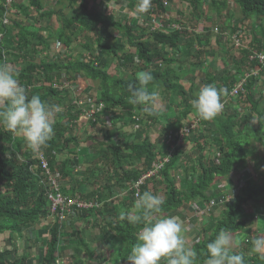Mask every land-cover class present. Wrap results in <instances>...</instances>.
Wrapping results in <instances>:
<instances>
[{"label": "trees", "instance_id": "trees-1", "mask_svg": "<svg viewBox=\"0 0 264 264\" xmlns=\"http://www.w3.org/2000/svg\"><path fill=\"white\" fill-rule=\"evenodd\" d=\"M175 1L188 5L193 20L200 19L203 14L201 9L208 4L213 7L215 15L223 17L225 12L230 11L229 3L234 2L239 7L240 20H256V29L260 34L255 35L247 48L234 45V50L223 43L225 36H219L221 40L214 49L226 52V56L233 59V68L209 71L200 78L199 69L206 65L207 57L213 56L214 51L207 49L210 45L208 38L196 35L197 30L194 32L192 26L191 31H169L168 25L177 23L176 17L180 14H171ZM56 3L64 5L60 0ZM65 3L73 12L69 18L63 9L46 8L43 0H15L13 9L16 12L10 24L0 22V62L8 63L16 71L29 97L39 95L42 100L61 108L53 117L54 135L39 153L28 150L19 134L0 128V235L7 234L9 245V248L0 251V264H57L64 255L74 258L67 264H86L97 258L95 248L98 245L101 247L98 239L105 240L107 244L111 236L119 238L123 246L110 261L106 260V264L127 263L140 227L120 218L122 212L134 209L136 198L129 187L151 169L156 159L165 158L170 153L169 163L160 174L144 183L141 193L151 191L159 195L160 188L165 187L166 191L161 195L164 200L162 215H175L183 222L193 212L208 207L209 212L202 215L205 220L203 228L188 242L200 253L199 264L204 259L202 250L220 229L230 231L234 241L233 251L244 255L246 264H264L261 254L252 251L248 255L235 248L237 236L253 228L258 214L264 209V171L260 180L246 177L244 172L243 177L238 171L261 160L255 144L263 150L264 162V67L257 59H251L254 51H264V0H151L149 10L139 16L138 0H130L127 5L129 13L119 18L108 12V6L99 10L105 0L104 3L100 0H65ZM33 7L36 12V16L32 15L34 18L29 15ZM6 12V7L0 3V18ZM157 13L168 17L163 30H151V26L146 25ZM143 16L145 21L142 22ZM54 17L62 23V30H56L55 37V31L51 30H55L56 26L51 22ZM202 29L210 30L204 26ZM216 30L221 35L226 34L219 27ZM232 30L237 35L244 31L241 26H234ZM84 32L92 34L93 39L81 43L79 37ZM51 38H56L59 49L56 53H53ZM196 39L198 49L194 45ZM234 40L236 42V38ZM124 41L130 44L127 52L124 51ZM180 46L184 47L183 51ZM79 48L88 51L92 57L79 52ZM188 62L190 66L186 69ZM257 66L260 67L259 74L248 79L244 87L246 93L231 95L235 84ZM113 68L128 71L129 76H118ZM140 71L152 72L154 80L148 86L149 90H159L166 95L165 100L171 98V104L175 105L172 107L179 112L173 118L163 116L166 124L161 125L162 128L157 127L160 124L159 113L153 110V106L130 101L129 85L138 83L136 75ZM81 77L97 82L98 88L94 93L88 87L78 91L80 95H77L78 87L74 79ZM186 77L193 81L188 87L183 84ZM66 82L68 85H65ZM207 84L227 89V95L222 98L225 103L223 111L210 121L200 119L191 105L199 89ZM91 99L95 102L89 103ZM76 101L84 103L81 108L75 104ZM99 103L105 108L102 113L92 116L94 121L90 122V126L96 133L94 136L87 135L91 143L84 146L87 152H92L94 147L95 155L92 153L89 162H93L94 166L83 170L82 178L76 184L74 175L82 166L77 156L81 147L78 131L86 129L78 123L81 109L90 111L92 105ZM196 117L201 124L189 134L186 143L172 151L167 143L168 133H177L190 126ZM123 118L128 119V128L118 134L123 124L115 121ZM111 125L113 131L107 130ZM158 129L162 133L157 143L153 144L151 137ZM176 143L175 139L172 145ZM187 144L188 150H197L194 157L185 153ZM212 151L214 157H211ZM40 156L47 159L53 174H59L63 195L76 197L79 194V199L94 201L100 207L75 209L72 217L61 223L50 212L51 187ZM104 169L108 176L103 175L100 179ZM180 169L185 171V177L178 183L176 175ZM98 172V175L94 174ZM242 179L244 186H241ZM124 189L127 194L121 199L119 193ZM230 190V201L224 202ZM50 217L54 221L46 225ZM194 220L192 224L198 219ZM91 223L100 228L99 234L90 236ZM68 225L71 233L65 231ZM39 231L40 236L49 235L45 240L41 236L39 261L25 253L19 257L13 239L30 232L35 234L36 240ZM253 233L256 236V231ZM89 236L91 241H88Z\"/></svg>", "mask_w": 264, "mask_h": 264}, {"label": "clouds", "instance_id": "clouds-1", "mask_svg": "<svg viewBox=\"0 0 264 264\" xmlns=\"http://www.w3.org/2000/svg\"><path fill=\"white\" fill-rule=\"evenodd\" d=\"M150 6L151 0H138L137 15L146 13ZM136 79V85H129L130 101L155 106L157 93L148 88L154 80L152 72L140 71ZM225 95L227 89L207 84L199 89L191 105L200 119L210 121L223 111ZM0 106V128L19 134L32 153H39L47 146L54 135L53 117L61 108L39 95L29 97L18 74L6 62H0ZM136 196L134 209L122 212L120 217L140 226L136 243L127 256L128 264H199L200 253L189 245L188 229L181 218L162 215L161 196L151 191L137 192ZM251 243L253 252H264V237ZM233 245L230 231L220 229L202 250V264H246L244 255L235 253Z\"/></svg>", "mask_w": 264, "mask_h": 264}, {"label": "rangeland", "instance_id": "rangeland-1", "mask_svg": "<svg viewBox=\"0 0 264 264\" xmlns=\"http://www.w3.org/2000/svg\"><path fill=\"white\" fill-rule=\"evenodd\" d=\"M58 0H43V4L46 6V8H54L55 10H60V9H63L64 11V14L66 17H71V15L73 14V12H71V10L68 9L66 3H65V0H60L62 2V4L64 5H57V2ZM92 1V0H90ZM129 2L130 0H112L110 1V8L108 10V12H111L113 13L114 15H116L118 18L122 15V14H128L129 13V9L127 7V5H129ZM230 5V11L229 13L225 12L224 16L223 17H220V16H217L215 15V13H213L212 9L213 7H211L209 4L207 6H203L204 8L201 9V11L203 12V14H201L200 16V19H196V20H193V16L191 15V10L189 9L188 5L187 4H183L181 2H178V1H175L173 3V5L171 6V9H172V16H175L177 15V13H180L179 15H177L176 17V20H177V23H180L182 25H184L185 27L188 28V30H191L192 27H194V32H196L197 30V34L196 35H204L203 39H206L208 38L207 40L209 41L210 45L209 47H207V49H211L209 51L212 52V50L214 51V54L213 56H208L207 59H206V65H204L203 68H201V70L199 69V75L200 78H203L209 71H216V70H221L222 68H228V69H231L233 68V59L231 57H229L228 55L226 56V52L224 53L221 49H214V48H217L218 47V41L220 39L219 36H225V40L224 38L222 39L223 43L230 49H233L234 50V45H237V46H240V45H243L245 46L246 48L248 47V45L250 43L253 42V40L255 39V35L256 37L259 36L260 33L257 32V29H256V20L254 21H251V20H245V21H242L240 20L241 19V15H240V10H239V7L234 3H229ZM59 6V7H58ZM103 8L100 6L99 7V10H102ZM204 9V11H203ZM112 10V11H111ZM132 11V10H131ZM29 15L34 18L32 15L36 16V12H35V9L34 7L32 9H30V13ZM134 15V14H132ZM202 17V18H201ZM257 19V18H255ZM190 20L194 23H191ZM258 20V19H257ZM53 24H56L55 26V30L54 29H51L52 31H55L54 32V37L56 36V33L57 31L59 32L60 30H62V23L58 20H56V17H54L51 21ZM212 23H215L214 24V28L211 27ZM194 24V25H193ZM260 25L262 23H259ZM30 26V25H29ZM192 26V27H191ZM205 27V28H209L210 30L208 29H202V27ZM220 28V31H222L225 35H221L217 32L216 28L217 27ZM234 26H241L242 30L244 31H240L241 33H239L237 35L236 32H233V28ZM245 28V29H244ZM57 30V31H56ZM232 30V31H231ZM115 34H117V32L113 31ZM238 32V30H237ZM119 36H120V33H119ZM261 37V36H260ZM236 38V42H235V39ZM52 39V38H51ZM88 39H93V35L92 34H89V33H86L84 32L80 37H79V41L81 43H85ZM238 39H239V42H238ZM221 40V39H220ZM205 41V40H204ZM52 47H53V53H56L59 51V49L56 47L57 46V43H56V38H53L52 39ZM124 51L127 52L129 51L130 49V44L128 43V41H124ZM198 44L197 43V39L196 41L194 42V45L195 47L198 49ZM180 50L183 51L184 50V47L180 46ZM97 51V49H96ZM79 52H83V54L85 53L86 56L88 57H92L91 54L88 53V51H86L85 49H82V48H79ZM89 54V55H88ZM190 62V60H189ZM189 62L186 64V69L189 68ZM116 64V63H114ZM113 64V65H114ZM21 65V64H20ZM114 69V68H113ZM115 70V74L118 75V76H121V77H128L129 76V72L127 71H122L121 69H114ZM111 72H114V71H111ZM191 72H189L190 74ZM189 76V75H188ZM75 81V84L76 86L78 87V91H82V90H87V88L89 87L90 90L94 93L96 91V88H98V85L96 84L97 82H91L85 78H78V79H74ZM192 80L190 77H186L184 78L183 80V84L185 86H190L192 84ZM68 85V83H67ZM157 93V103L155 106H153V110L157 111L159 113V125L157 126L158 128H162V126H165L166 122L163 120V116H167L169 115V118H173L175 117V115H178L179 112L176 111V108H173L175 107L174 104H171V98L168 99V100H165L167 99L163 93L159 92V90L155 91ZM77 95H80V92L77 93ZM76 95V96H77ZM173 106V107H172ZM138 112V111H137ZM102 113V111L100 112ZM99 113V114H100ZM197 114V113H196ZM196 119H199V118H196ZM195 119V122L192 123L193 124V127H195L196 125L198 124H201L199 123L197 120ZM200 120V119H199ZM91 121H94V120H91V119H88L87 117H82L80 116L78 122L80 124H82V127L83 128H86L84 132H80L81 129L78 131V135H79V139H80V148L78 149V155L79 156V160H81V170H79L77 172V174H75V177H76V184L81 180V173L84 172L83 170H86V168L88 167H93L94 166V163L90 162L91 158H92V153H94L95 155V151H94V147L91 148L92 152L89 151H85L86 147H84L86 144H90L91 141H88L87 140V135L90 134V135H95L96 133V130H94V128L92 126H90V122ZM189 121V120H188ZM117 123H122L123 124V128H121V130L118 132V134H121L122 132H124L127 128H128V125L126 126L127 122H128V119H120L118 121H115ZM99 125V123H98ZM162 125V126H161ZM126 126V127H125ZM132 128V127H131ZM112 129L113 126H108L107 130H111L113 131ZM80 132V133H79ZM88 132V133H87ZM68 137V135L66 136ZM160 138V135L159 134H156V137L153 138L151 137V141L153 142V144H156L157 143V140ZM186 143V141H185ZM70 146H73V144H71ZM186 154H189L190 156L194 157V153L197 152L196 149H192V150H188V144L186 145ZM255 150L257 152V154L259 153L260 154V158L261 160H259L258 162V165L254 166L253 167V170H252V167H245L243 170L242 168L238 171L241 172H244L246 173V177H249V176H252L253 173L255 172H252L251 171H254V170H257L258 167L259 168H262L263 169V166H264V162L262 160V153H263V150L261 149V147L257 144H255ZM87 153V154H86ZM84 155H86L84 157ZM212 156L211 157H214V153L212 151ZM172 156V155H171ZM89 160V161H88ZM87 162L89 164H87ZM102 166H100L99 168H101ZM250 169V170H249ZM249 170L248 172H245ZM183 171V172H182ZM188 172L191 173V170L190 168H188ZM101 173V172H100ZM110 173H112V169L110 168ZM182 173H185V171L182 169L178 170L176 177H177V181L178 183H180V181L185 177ZM94 174H99L98 173H94ZM108 176L107 175V172L105 171L104 169V172L101 173L100 175V179H101V176ZM246 177L244 178V180L246 179ZM59 178V176H58ZM244 180L242 179V183H241V186H244L245 185V182ZM257 180H260V177L259 179ZM96 181H101V180H96ZM60 182V181H59ZM102 183V181H101ZM61 184V182H60ZM102 185V184H101ZM165 187H162L160 188V191H159V195L161 196L162 193L164 194L165 193ZM229 196L226 197V199L224 200V202H229L230 201V194H231V190L228 191ZM79 196V194L77 195ZM76 196V197H77ZM221 202V200H220ZM263 210V211H262ZM208 211L207 209H203V214H205V212ZM209 212V211H208ZM264 209H261L260 213L261 214H258L257 218H256V222H255V226H253V228H250V229H247V230H244L243 233H241L240 235L237 236V242L235 244V248H240L242 249L243 251H245L248 255L252 254V243L251 241L255 238H258V237H264ZM193 219H198L196 222H197V226L191 228L192 231L194 232V235L195 233H199L200 230L203 228L202 226L204 225V218L202 217L201 214H199L198 212H193L192 215L188 216V223H191L192 224V220ZM54 221V219L52 217H50V219L48 220V222H46V225L49 223H52ZM185 224V222H184ZM190 225V224H188ZM39 230L41 229V227L38 228ZM67 233H71V227L70 225H68L66 227V230H65ZM254 231H256V236L255 234L253 233ZM100 233V228L98 227H95L93 225V223H91L89 225V234L90 236H94L96 234H99ZM191 234V233H190ZM190 234H189V237H190ZM28 235V237H27ZM27 235L23 236V237H20V238H17L16 239H13L12 241L15 242V245L17 247L15 248H18V251H17V255L19 257H21L24 253L25 254H29L30 257H35L38 261L40 259V255H38L39 253V250L38 248H41V246H39V244L41 243V236H40V231L39 233H37V238L35 240V234L34 233H30L28 232ZM90 236L88 238V241H91L90 240ZM7 234H4V235H0V251L2 249H5V248H9V245H8V239H7ZM42 240H45L47 238H49V235L47 234H43L42 236ZM102 241V239H101ZM101 243V242H100ZM123 244L121 242V240L115 236H111V241L109 243L106 244L105 240L102 241L101 243V247L98 245L95 249L97 250L96 252L99 253L98 255V258H100L99 256L102 255L104 258H109L110 255H114L117 251H119L121 248H122ZM98 248L100 250H98ZM42 249V248H41ZM68 254H70V252H68ZM259 254H261L262 256H264V252H260ZM74 258H71V256H63L61 261L63 262V264H67L69 262H71ZM93 262V261H92ZM92 262L88 261L86 264H93ZM62 264V263H61Z\"/></svg>", "mask_w": 264, "mask_h": 264}, {"label": "built area", "instance_id": "built-area-1", "mask_svg": "<svg viewBox=\"0 0 264 264\" xmlns=\"http://www.w3.org/2000/svg\"><path fill=\"white\" fill-rule=\"evenodd\" d=\"M97 1H99V0H97ZM100 1H103V3H104V0H100ZM105 2L106 3H104V5L101 6V7L103 8L104 6H108L110 8V5H109L110 2H108L106 0H105ZM0 3L2 5H4L6 7V9H7L6 14L4 16H2V18H0V22H2L5 25H9L10 24V20L12 18V15L16 12L13 9V4L15 3V0H0ZM145 16H147V14ZM167 19H168V17L166 18L164 16V14L157 13L156 17L151 19V21H150L151 23L150 24L146 23V25H148V26L150 25L151 26V30H156V29L163 30L164 28H166L165 20H167ZM143 21H145V17L144 16L142 17V22ZM168 29H169V31L174 32L176 30L182 31V30H185V29H188V28L185 27V26L183 27V26H181L180 24H177V23H172V24L168 25ZM251 59H257L258 63L261 66L264 67V51H262V52H257V51L255 52L254 51L253 55L251 56ZM259 71H260V67L257 66L254 69H252L249 74H246L245 78H243L241 81H239V82H237L235 84V88H233V90L231 92V95L236 96V95H240V94H245L246 91H245L244 87L247 84L248 79L251 76H253V75H258ZM65 85H67V82H66ZM90 102L94 103L95 100L91 99V100H89V103ZM75 104L78 105L81 108V106L84 103L81 102V101H76ZM224 105H225V103H224ZM104 108H105V106L102 103H99V105H92L90 111L81 109L82 110V115L81 116L82 117H87L88 119H91L92 116H94L95 114H99L101 111L104 110ZM195 119L190 122V126H187V127L183 128V129H181L177 133H173V132L168 133V135H167V143L169 145H172V142L175 139L177 141V143L175 144V147L172 149V151L176 147H178L180 145H183L185 143L186 139L188 138L189 134H191V132L194 131L198 127L199 124L196 125L195 127H193L192 123L195 122ZM196 120L199 123L201 122L199 119H196ZM170 158H171V153H170L169 156H167L165 158H161L158 161H155L153 163L151 169L148 170V172L144 176H142L132 186L130 191L134 192L136 198H137L136 193L137 192L141 193V188L144 185V183L149 178H151L153 176H157L158 174H160V171H162V169L165 167V165L169 163ZM40 160H41L42 168L45 171V175L47 177V181L49 182V186L51 187V193L49 194V199L51 201L50 212H51V214L53 216L57 217L61 223L66 221L70 215H73L75 209H78V210H92L94 208H99L100 207L94 201H83V200H80L78 198H74V197L63 195L62 192H61V188H60V184H59L57 175L53 174L52 171L50 170L48 162H47V159H45L43 156H40ZM262 171H264V170H261L259 172L253 173L252 174V178L258 179L260 177ZM209 206H211V205H209ZM207 210H208V207H207ZM198 213L201 214V215H204L203 214L204 213L203 210L198 212ZM61 259L62 258L58 259L57 264H61V263L63 264ZM124 264H128V262L124 263Z\"/></svg>", "mask_w": 264, "mask_h": 264}, {"label": "crops", "instance_id": "crops-1", "mask_svg": "<svg viewBox=\"0 0 264 264\" xmlns=\"http://www.w3.org/2000/svg\"><path fill=\"white\" fill-rule=\"evenodd\" d=\"M171 12H172V9H171ZM260 39H261V37H260ZM195 117V116H194ZM79 123V122H78ZM161 133H162V131L160 130V129H158V131L157 132H154L153 133V138H155L156 137V134H159V135H161ZM170 133V132H169ZM170 147L173 149L174 147H175V145H170ZM159 159H161V158H159ZM159 159H156V161H158ZM256 165H258V163L256 164V163H254V164H252V165H250V166H248V167H252V170H253V167L254 166H256ZM263 168H264V166H263ZM243 170V169H242ZM250 170V169H249ZM249 170H247V171H245V172H248ZM261 170H263L262 168H259L258 167V169L257 170H254V171H251V173L252 172H259V171H261ZM183 172V171H182ZM241 173V172H240ZM182 174H184V173H182ZM243 172H242V176H243ZM58 176H59V174H57V178H58ZM241 176V177H242ZM74 177H75V175H74ZM244 177V176H243ZM59 178H60V176H59ZM59 178H58V180H59ZM59 184H60V182H59ZM134 185V184H133ZM133 185H131L130 187H129V191H130V189L132 188V186ZM119 194H121L120 195V197L119 198H121V199H124V197H125V195L127 194V192L125 191V189L124 190H122V192H120ZM70 197H73V196H70ZM74 198H78V197H74ZM136 198V197H135ZM79 199V198H78ZM137 199V198H136ZM81 200V199H80ZM71 217H72V215H70ZM69 216V217H70ZM188 220V219H187ZM186 220V222H185V226L187 227V229H188V232L186 233V237H187V241L189 242V241H191V239H192V236H194V232L192 231V229L191 228H193L194 226L196 227L197 225V222L195 221L194 222V224H191V223H188V221ZM184 223V222H183ZM188 224H190V225H188ZM191 228H190V227ZM191 233V234H190ZM189 234H190V237H189ZM98 241H100L101 242V240L100 239H98ZM99 242V243H100ZM100 245H101V243H100ZM98 250H100L99 248H98ZM97 251V250H96ZM98 255H99V253L98 252H96V257L97 258H93L94 260H89L90 262H92L93 264H96V263H103V264H106V262L107 261H110L111 260V257H112V255H110L109 256V258H104L102 255H100L99 257L100 258H98ZM96 260V261H95ZM107 260V261H106ZM105 262V263H104Z\"/></svg>", "mask_w": 264, "mask_h": 264}]
</instances>
